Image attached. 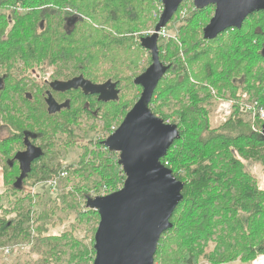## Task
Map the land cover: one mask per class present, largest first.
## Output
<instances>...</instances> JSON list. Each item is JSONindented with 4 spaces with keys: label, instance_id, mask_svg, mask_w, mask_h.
<instances>
[{
    "label": "trees",
    "instance_id": "trees-1",
    "mask_svg": "<svg viewBox=\"0 0 264 264\" xmlns=\"http://www.w3.org/2000/svg\"><path fill=\"white\" fill-rule=\"evenodd\" d=\"M160 7L159 0H0V125L10 131L0 138L6 191L0 197L14 195V207L6 212L15 215H0V248L43 245L55 264H92L99 215L86 199L123 185L118 153L103 141L139 98L142 89L134 78L151 63L140 38L154 28ZM208 9L189 6L185 23L157 43L169 67L149 107L180 131L161 162L184 187L154 264H250L264 254V189L242 161L264 168V121L252 110H264V11L251 14L239 29L205 40ZM97 63L103 66L99 72ZM47 71L51 80L36 91L25 88ZM77 75L94 83L115 81L118 100L100 102L96 95L69 90L58 93L61 105L50 110L48 82ZM219 98L232 101L231 114L211 128L209 116ZM83 119L92 121L95 134L106 135L88 138L79 131ZM24 140L42 154L16 188L21 170L14 157ZM69 147L81 149L76 163L59 160ZM53 180L52 195L25 189L29 181L34 187ZM64 220L68 228L49 233L51 224Z\"/></svg>",
    "mask_w": 264,
    "mask_h": 264
},
{
    "label": "water",
    "instance_id": "water-1",
    "mask_svg": "<svg viewBox=\"0 0 264 264\" xmlns=\"http://www.w3.org/2000/svg\"><path fill=\"white\" fill-rule=\"evenodd\" d=\"M159 1L162 11L153 32L140 38L141 46L150 53L151 63L134 78V83L142 89L139 98L103 141L109 151L118 152L117 162L125 175L123 185L112 193L86 199L87 208L99 215L92 264H154L158 241L172 227L171 216L182 200L184 182L176 179L172 170L161 162L174 141L180 138V131L176 124L165 123L155 115L149 103L169 67L159 58V32L186 0ZM192 1L198 9L215 5L214 14L202 30L205 40L215 39L228 28L239 29L248 15L264 11V0ZM49 88L60 93L80 89L85 95H97L101 102L117 101L120 93L117 83L111 79L94 83L83 75L53 80ZM47 104L50 110L59 109L50 95ZM41 154L39 147L29 143L25 151L16 153L14 158L21 163L16 188L21 187L31 161Z\"/></svg>",
    "mask_w": 264,
    "mask_h": 264
},
{
    "label": "rangeland",
    "instance_id": "rangeland-1",
    "mask_svg": "<svg viewBox=\"0 0 264 264\" xmlns=\"http://www.w3.org/2000/svg\"><path fill=\"white\" fill-rule=\"evenodd\" d=\"M160 4H161V2H160ZM181 4H184V2H182ZM189 6H192V10L195 9L194 6L192 5V3L189 0H187L185 2V5L182 7V9L175 12V14L171 18V20L165 26L167 28L164 27L165 33L160 34L159 38H161L162 40L167 39L169 37V35H171L172 33H174L176 31V27H177L178 23H180V22L185 23L184 17H186L185 15L188 13L187 8ZM160 8H162V4H161ZM161 11H162V9H161ZM208 11H211L213 13V8L208 9ZM210 17L211 16L209 14V16L207 18H205L206 23H208ZM249 21L250 20H248L246 22H249ZM153 29L147 30L145 32V34L146 35L151 34L153 32ZM201 33H202V30H201ZM162 35H164V36H162ZM112 63L114 64V63H116V61H112ZM112 63L109 62V64H112ZM102 67L103 66H101L99 63H97L95 71L99 72ZM50 75H51V72L47 71V72L42 73L41 76L38 77L37 79L33 80V79L29 78V79H31V81H27L28 85L25 88H27L29 90L32 89V91H36L37 87L41 86V84L44 82V79L51 80ZM245 97H246V95H245ZM225 103H230L229 109H227V110H225L224 107L221 106L222 104H225ZM231 108H232V101L221 100L219 98L217 100L216 106L213 108L212 114L209 116L210 127L214 128L215 126H219L220 123L225 122L231 114ZM252 108H255V107H252ZM91 123H92L91 120L83 119L82 122H80L79 131L80 132L86 131V135L88 138H92V139L103 138V136H105L106 134H98V135L95 134L96 132L94 130L90 129ZM252 126H256V125H252ZM98 128H99V126H98ZM112 129H114V127H112ZM9 132H10L9 129H7L6 127L5 128L0 127V138L9 134ZM54 149H58V148L56 147ZM80 152H81V149L79 147H75V148L69 147L67 149L63 148V150L61 151L62 156L60 157L59 160H61L63 163H76L79 159ZM116 153H118V152H116ZM242 161H243V164L245 166V169L247 171H249L255 177V180L257 181L258 186L260 188L264 189V168H263V165L259 162L251 161V160L242 159ZM62 175L65 176V174H62ZM50 184L49 183H41V184H37L36 186L33 187L32 182L29 181L25 189L29 192H39V193H48L49 192V194L52 195L56 190V187H55L56 186V180L51 181ZM4 193H6V191H5L3 182H2V173H1V169H0V194H4ZM13 197H14V195H10L9 197L8 196L0 197V215H3L4 213H6L8 216L7 218H9V219H11L15 216L14 214H10L9 212L8 213L6 212L7 209H9V208L13 209V207H14ZM57 222L58 221H56L55 226H52V224L50 225L51 226L49 228L50 234L58 235L61 232H63L66 228L69 227V221L68 220H64V221H61L59 223H57ZM89 241H90L89 239L85 240V242H89ZM260 256H264V254H260V255L256 256V258L253 259L250 262V264H258L255 261L258 260V258ZM0 264H55V261L53 260V258L48 256V248L47 247L40 245L37 248L31 249L28 245L23 244L22 246L17 245V247H15V248H13V247L12 248L11 247L0 248ZM58 264H61V263H58ZM199 264H210V263H208L205 260H203V261L201 260L199 262ZM223 264H247V263L236 261V262H228V263H223ZM259 264H261V263H259Z\"/></svg>",
    "mask_w": 264,
    "mask_h": 264
},
{
    "label": "flooded vegetation",
    "instance_id": "flooded-vegetation-1",
    "mask_svg": "<svg viewBox=\"0 0 264 264\" xmlns=\"http://www.w3.org/2000/svg\"><path fill=\"white\" fill-rule=\"evenodd\" d=\"M187 1V0H186ZM186 1H183V2H186ZM191 3H192V5L194 6V4H193V1L192 0H189ZM180 6V5H179ZM208 7H212L213 8V13H212V15L214 14V9H215V5H213V4H210V5H207V6H205V7H203V8H208ZM194 8L196 9V10H201V9H203V8H201V9H198V8H196L195 6H194ZM259 12V11H258ZM255 13V12H254ZM253 14V13H252ZM212 15H211V17H212ZM251 15V14H250ZM250 15H248L247 17H246V19L250 16ZM210 17V18H211ZM246 19L243 21V23L246 21ZM210 20V19H209ZM209 22V21H208ZM243 23H242V25H243ZM207 24V23H206ZM205 24V25H206ZM204 28V27H203ZM228 29H231V28H228ZM203 30V29H202ZM227 30V29H226ZM224 32V31H223ZM221 34V33H220ZM263 43H264V41H263ZM48 86H49V82H48ZM67 92V91H66ZM58 93H60V92H56V91H53V90H49V91H47V94L48 95H50V97H52L54 100H55V102L57 103V104H59V105H61V102L62 101H60L59 100V98H58ZM63 93H65V92H63ZM97 96V95H96ZM101 102V101H100ZM0 127L2 128V127H4L3 125H0ZM5 128V127H4ZM6 136V135H5ZM4 137V136H3ZM3 137H1V138H3ZM24 143H25V146H24V148L23 149H21V150H19L18 152H21V151H25L26 150V148H27V144L29 143V144H31V145H33L29 140H24ZM33 146H36V147H39V146H37V145H33ZM40 148V147H39ZM39 158H35L34 160H32L31 161V163L29 164V166H30V168L31 167H33V165H35V162L38 160ZM15 161H16V168L18 169V170H21V163L19 162V160L18 159H16L15 158Z\"/></svg>",
    "mask_w": 264,
    "mask_h": 264
},
{
    "label": "built area",
    "instance_id": "built-area-1",
    "mask_svg": "<svg viewBox=\"0 0 264 264\" xmlns=\"http://www.w3.org/2000/svg\"><path fill=\"white\" fill-rule=\"evenodd\" d=\"M163 33H165L164 28L160 30L159 36H160V34H163ZM164 35H162V36H164ZM244 96L245 95H243V97ZM225 104H222L221 106L224 107L225 110L229 109L230 103H225ZM252 110H253V115L256 116L258 118V120L264 121V110L263 109H259L258 111H256V108H253ZM62 174H65V173H62Z\"/></svg>",
    "mask_w": 264,
    "mask_h": 264
},
{
    "label": "bare ground",
    "instance_id": "bare-ground-1",
    "mask_svg": "<svg viewBox=\"0 0 264 264\" xmlns=\"http://www.w3.org/2000/svg\"><path fill=\"white\" fill-rule=\"evenodd\" d=\"M256 263H261V264H264V256H260L259 258H258V260H256L255 261Z\"/></svg>",
    "mask_w": 264,
    "mask_h": 264
}]
</instances>
